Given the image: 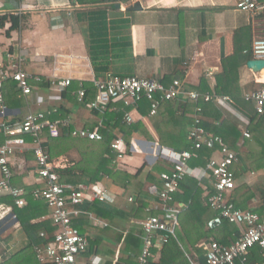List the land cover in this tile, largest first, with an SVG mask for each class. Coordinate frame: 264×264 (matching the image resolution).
I'll return each instance as SVG.
<instances>
[{
    "label": "crops",
    "instance_id": "0c3cea01",
    "mask_svg": "<svg viewBox=\"0 0 264 264\" xmlns=\"http://www.w3.org/2000/svg\"><path fill=\"white\" fill-rule=\"evenodd\" d=\"M18 7L21 11L17 10ZM80 8L82 7L79 5L72 6L70 0H0V14L11 13L21 18L19 29L9 34H6L9 24L6 28H0L4 30L8 41L7 45L4 43L0 48V71L10 74L12 70L21 69L32 76L44 79L41 84L33 80L32 94L24 96L17 87V83L11 77L6 78L15 82V88L25 100L24 106L16 105L9 109L10 112L6 116L8 121H20L28 111L65 106L69 110V120H72L76 126L73 129L90 128L89 126L96 122L98 127L106 124V120L100 117L101 112L98 116L88 107L79 106L72 94L63 99L64 90L55 91L48 87V81L53 78L69 75L73 76L72 83H91V72L94 73V70L87 49V30L84 24H79L76 20L75 10ZM263 14L253 17L249 13L237 10L235 0H116L108 10V19H124V22L111 27L109 37L112 40L130 39L132 45L128 52L123 53V56L109 62L108 72L126 76L134 75V72L139 71L145 76L143 78L161 80L166 74H172L173 67L176 70V67L180 65L185 68L183 85L186 83L195 85L204 77L213 88L214 76L220 70L221 59L224 56H230L234 51V31L250 24L253 43L255 39L264 35ZM8 54L11 55L10 58L7 57ZM132 56L134 59H131ZM248 70L244 71L245 77L253 76L255 87L263 86L264 70L260 73ZM132 108L134 111L126 112L130 113L134 122L141 121L153 135V139L146 140L139 135L134 136L129 146L131 154H126L125 150L122 157L119 158L117 155L112 163L116 164L118 169H124L127 173L137 176V179L133 180V187L129 186L127 189L113 187L111 181H107L110 178L109 174H103V181L106 180L103 185L108 188L112 201L99 203L101 207L98 210L102 211V207L108 208L107 210L113 214L112 220H108L96 211H90L88 207L92 203L88 202L79 207L80 215L73 217L81 223L83 231L80 233L88 239L87 250L78 255L79 264H127L125 259H120L121 241L134 223L140 225L141 221L148 216L138 217L137 210L143 206L147 213L154 212L156 215L163 213L157 198L148 191L149 186L158 183L149 182L147 177L155 172L154 168L160 161L159 155L156 156V154L164 147L156 139L147 119L148 113L147 115L138 114V109ZM120 134L116 132L114 138ZM3 140L4 136L1 135L0 143ZM27 145L22 151L18 149L10 156L12 170L10 183L30 191L43 185V182L36 173L37 166L30 149L29 138H27ZM135 145L144 153L146 166L143 169L131 163L132 151L136 150ZM110 151L117 154L111 148ZM78 154V149L74 148L52 160L57 165L56 168H65L78 161L76 158ZM96 162L98 160L92 159V161L86 160L85 163L87 167L93 168ZM262 172L247 170L236 181V187L246 185L255 193V196L248 201L247 209L254 210L263 206L264 184L259 183L257 179ZM1 177L0 172V179ZM261 179L264 180V176ZM139 181L140 190L136 192L135 186ZM9 195L0 194V199ZM27 198L43 205L41 199H35L29 194L25 195V200ZM42 209L31 208L24 215V220L31 219L34 223L45 217L49 218V208H47L49 210L46 211L47 214L40 217L42 212L39 214L37 210ZM13 214V207L0 201V258L19 250L29 242L24 228L17 219L13 220ZM261 216L264 218V215ZM202 243L205 242L202 241L191 248L194 259L202 258ZM142 244L143 234L141 248ZM44 245L35 246L37 256L40 251L43 252ZM253 251L245 262L237 260L234 264H264V256L259 250H257L258 254H254ZM154 259L157 260V256Z\"/></svg>",
    "mask_w": 264,
    "mask_h": 264
},
{
    "label": "trees",
    "instance_id": "16d2710c",
    "mask_svg": "<svg viewBox=\"0 0 264 264\" xmlns=\"http://www.w3.org/2000/svg\"><path fill=\"white\" fill-rule=\"evenodd\" d=\"M114 1L116 0H70L72 6L79 5L82 7L75 10L76 20L79 24L86 26L88 54L97 78L104 77L108 72L109 62L123 56V53L128 52L132 45L130 39L116 38L112 40L109 37L111 27L124 22V19H108V10L112 7ZM259 2L264 3V0H259ZM20 22L21 18L17 15L11 13L0 14V28H6L9 24L6 34L19 29ZM252 58L251 28L250 24H247L234 31V51L230 56H224L221 59L220 70L214 76L215 86L213 88L204 77L195 85L189 83L183 85L184 89L195 90L201 94L208 92L227 95L232 99V102H228L229 107L215 100L204 101L200 99L194 101L192 99L174 98L162 101L157 113L147 116L158 143L163 147L174 150L190 149L192 143L188 139V131L195 123V116H199L201 119L199 124L206 131L220 135L230 149L238 152L239 161L232 167L236 181L247 170L264 172V114L256 113L254 103L246 102L243 99V96L256 86L253 76L246 78L244 74V71L248 70L246 62ZM131 59H134L133 56ZM184 69L180 65L176 67V70L173 67L172 74H166L160 81L166 85L171 83L173 79L182 81ZM134 75L137 77L144 76L139 71L134 72ZM83 86L87 91L84 100L78 102L75 98V101L79 106L87 107L89 102L94 99L95 88L89 82H83ZM79 87V82H73L62 92V98L69 97ZM2 92L9 109L16 105L24 106V97L15 88L13 80L7 79L3 82ZM198 106L201 107V112L196 111ZM53 108L46 109L45 114L49 120H62L68 117L69 110L65 106H57L56 112H53ZM137 109L138 114L147 115L149 103L142 100ZM131 110H133L131 106H127L121 101L111 102L105 111L101 112L102 114L93 110L96 115L100 114V117L106 120L104 126L101 124V127H98L97 122L89 126L91 129H98L102 134V140L99 141L85 138L84 141H79L80 137L71 134V130L76 127L72 120H70L69 126L59 125L58 135H51L49 129H45L42 145L51 159L58 158L74 148L78 149L79 152V156H76L78 161H75L73 165L56 168L60 180L71 183L98 181L104 184L106 180L103 181V174L108 173L110 178L107 181L110 180L113 187L124 189L129 186L133 187V180L137 179V176L127 173L124 169H118L116 164L113 165L112 163L116 160L117 154L110 151V142L116 132L124 136L126 154H131L129 146L134 136L139 135L146 140L153 139V135L141 121L127 124L123 120L124 113ZM47 111H50V114ZM243 118L247 120V123L243 121ZM245 129L248 130L249 137L243 136ZM239 142L240 144H238ZM198 154V157L191 158L188 163L191 166L200 165L205 167L213 151L204 147L198 151ZM92 159H96L98 162H96L95 167L89 168L85 162L86 160L92 161ZM170 168L171 165L166 160L160 159L154 168L155 172L150 174L147 180L161 186L156 175L159 172L168 171ZM209 186L206 178L199 180L186 176L181 180L175 195V200L179 204V213L174 234L163 246L153 248L148 264H191V261L194 260L191 248L196 244L213 239L221 245H229L238 238L240 229L234 223L223 222L214 229L207 228L206 222L216 214V210L212 209L206 202L205 194L208 189L210 190ZM135 190L136 192L140 190V181L135 186ZM253 196H255L253 190L246 185H240L231 192L230 199L236 207L246 210L247 203ZM0 201L13 207L16 219L29 238V242L22 248L2 256L0 264H49L40 262L35 246L51 242L57 227L51 217H45L34 223L31 222V219L24 220L26 212L34 207L36 209L43 208L37 211H39V214L42 212L40 217L45 216L46 211H49L45 201L42 200L43 205H40L27 198L26 205L19 208L14 204V199L10 195L2 197ZM99 203L104 202H93L88 209L96 211L108 220H112L113 214L107 210L108 208L102 207V211L98 210L101 207ZM137 211L140 218L150 214L156 215L154 212H145L143 206ZM254 211L264 215V201L263 206L254 209ZM72 221L73 225L78 227L82 233L81 223L77 219ZM42 231H44L45 236L40 235ZM142 234L141 226L134 223L121 241L120 259H125L127 264L136 263L137 256L140 253ZM118 239L120 240V238ZM257 250V248H254V251L252 249L251 252L258 254ZM155 256H157V260L154 259Z\"/></svg>",
    "mask_w": 264,
    "mask_h": 264
},
{
    "label": "built area",
    "instance_id": "2783aa9c",
    "mask_svg": "<svg viewBox=\"0 0 264 264\" xmlns=\"http://www.w3.org/2000/svg\"><path fill=\"white\" fill-rule=\"evenodd\" d=\"M235 8L253 17L264 13V3L258 0H235ZM17 10L21 11L20 7ZM252 55L254 59H264V35L253 41ZM7 57L10 58L11 55L8 54ZM7 77H11L17 83V87L24 96L32 94L33 80L40 84L44 82L43 78L32 76L21 69L12 70L10 74L0 71V136H4V140L0 143V172L2 174L0 194H10L17 206L26 204V194L45 201L57 230L53 240L43 246V252L38 253L39 260L49 264H79L78 255L87 250L88 240L73 225V217L80 215L79 207L87 202H111L110 192L98 181L88 184L60 180L56 171L57 165L43 148V131L49 129L51 135H58L59 125L69 126V117L52 121L46 117V110H38L28 111L20 121H8L6 116L10 110L4 101L2 92L3 82ZM72 81L73 76L71 75L55 77L48 81V87L55 91H63L72 84ZM90 81L95 88V96L87 107L99 112H104L111 102L118 100L134 108H137L142 100H146L149 103L148 116L157 113L162 101L174 98L194 101L215 100L226 107H229L228 102H232V99L224 94L208 92L201 94L195 90H186L179 79H173L166 85L154 78L124 76L112 72H107L104 77L97 78L95 73L91 72ZM86 92L83 82H80V87L72 95L78 102H81ZM243 99L254 103L256 113L264 114V85L246 93ZM196 111L201 112V107H196ZM53 112H56V108H53ZM47 113L50 114V111ZM124 120L127 124L134 122L129 112H126ZM200 121V117L195 116V123L188 131V139L192 143L190 149L174 150L164 147L159 153V158L166 160L171 168L158 174L161 186L151 185L148 191L157 198L159 208L163 213L161 215L150 214L141 221L143 244L135 264H148L153 248L163 246L174 234L179 213V204L175 200V195L181 180L186 176L208 180L210 190L208 189L205 194L206 202L216 210V214L206 222L207 228L214 229L223 222L237 224L240 228V235L229 245H221L213 239L202 243V260L197 257L191 261V264H234L236 260L245 262L254 248H257L264 256V218L252 209L243 210L236 207L230 199V194L236 187L232 167L239 161V154L230 149L220 135L206 131L199 124ZM243 121L247 123L244 118ZM71 134L94 141L102 140V134L96 128L72 129ZM243 136H250L247 129L243 131ZM27 138L31 140L30 149L36 162V173L43 182V185L30 191L10 183L12 177L10 156L18 149L22 151L28 146ZM204 147L213 151L206 166H191L188 161L198 157V151ZM110 148L117 152L119 158L122 157L126 150L123 134L111 141ZM12 218L16 220L14 214ZM40 235L45 236L43 232Z\"/></svg>",
    "mask_w": 264,
    "mask_h": 264
},
{
    "label": "rangeland",
    "instance_id": "374dc122",
    "mask_svg": "<svg viewBox=\"0 0 264 264\" xmlns=\"http://www.w3.org/2000/svg\"><path fill=\"white\" fill-rule=\"evenodd\" d=\"M83 36L85 37V35L83 34ZM7 45L8 41L6 39V36H5V32L3 29H0V48H2V45ZM260 86H257L255 87L254 86V89L255 88H258ZM135 138H139V137H135ZM135 148L136 150L132 151V160H131V163H135L137 165H139L141 167V169L144 168V166H146V162L144 160V153L140 151L139 147L135 145ZM159 155V152L156 154V156ZM263 173V172H262ZM259 173V177L257 179H259V183H262L264 184V180L261 179V177L264 176V173ZM250 175V174H249ZM251 176V175H250Z\"/></svg>",
    "mask_w": 264,
    "mask_h": 264
},
{
    "label": "water",
    "instance_id": "95a60500",
    "mask_svg": "<svg viewBox=\"0 0 264 264\" xmlns=\"http://www.w3.org/2000/svg\"><path fill=\"white\" fill-rule=\"evenodd\" d=\"M246 66L254 73H260L264 70V59H250L246 62Z\"/></svg>",
    "mask_w": 264,
    "mask_h": 264
},
{
    "label": "clouds",
    "instance_id": "9594fccd",
    "mask_svg": "<svg viewBox=\"0 0 264 264\" xmlns=\"http://www.w3.org/2000/svg\"><path fill=\"white\" fill-rule=\"evenodd\" d=\"M165 148H166V147H165ZM161 149H162V148H161ZM161 149L159 150V153H160Z\"/></svg>",
    "mask_w": 264,
    "mask_h": 264
}]
</instances>
